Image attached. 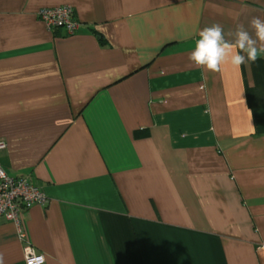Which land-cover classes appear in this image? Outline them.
I'll use <instances>...</instances> for the list:
<instances>
[{
	"label": "crops",
	"instance_id": "crops-1",
	"mask_svg": "<svg viewBox=\"0 0 264 264\" xmlns=\"http://www.w3.org/2000/svg\"><path fill=\"white\" fill-rule=\"evenodd\" d=\"M63 4L70 35L37 17ZM254 16L264 0H0V165L47 197L22 215L43 264H264V54L188 60ZM24 243L0 218V264Z\"/></svg>",
	"mask_w": 264,
	"mask_h": 264
},
{
	"label": "built area",
	"instance_id": "built-area-1",
	"mask_svg": "<svg viewBox=\"0 0 264 264\" xmlns=\"http://www.w3.org/2000/svg\"><path fill=\"white\" fill-rule=\"evenodd\" d=\"M37 17L48 30L59 27L68 35L75 33L80 26L70 4L42 7L37 11ZM46 203L47 197L38 186L25 177L10 175L0 165V218L13 222L17 228L18 238L25 241L23 245L25 264H43L45 259L44 255L27 240L22 225L23 212L34 204Z\"/></svg>",
	"mask_w": 264,
	"mask_h": 264
},
{
	"label": "clouds",
	"instance_id": "clouds-1",
	"mask_svg": "<svg viewBox=\"0 0 264 264\" xmlns=\"http://www.w3.org/2000/svg\"><path fill=\"white\" fill-rule=\"evenodd\" d=\"M228 36L231 39H226L219 23L204 27L188 53L189 62L205 71L220 72L226 64L239 68L264 54V19L254 16L248 27L238 24Z\"/></svg>",
	"mask_w": 264,
	"mask_h": 264
}]
</instances>
